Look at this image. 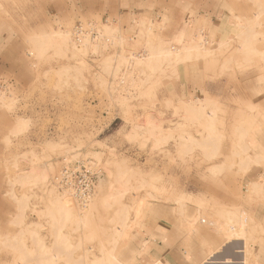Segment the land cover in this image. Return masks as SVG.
I'll use <instances>...</instances> for the list:
<instances>
[{"label": "rangeland", "instance_id": "374dc122", "mask_svg": "<svg viewBox=\"0 0 264 264\" xmlns=\"http://www.w3.org/2000/svg\"><path fill=\"white\" fill-rule=\"evenodd\" d=\"M0 205V264H154L168 211L264 264V0H0Z\"/></svg>", "mask_w": 264, "mask_h": 264}, {"label": "crops", "instance_id": "0c3cea01", "mask_svg": "<svg viewBox=\"0 0 264 264\" xmlns=\"http://www.w3.org/2000/svg\"><path fill=\"white\" fill-rule=\"evenodd\" d=\"M243 208L247 210L245 206L241 207ZM4 209L6 210L0 205V224H6L8 220ZM164 213L166 215L155 217L153 225L145 229L142 234V241L146 243L150 259L154 260V264H206L209 256L204 259L199 258L201 252L216 254L229 243L224 242L220 245V237L213 230H206L202 225L199 230H189V222L184 217H172L169 211ZM202 223L208 225L205 221ZM236 242L240 248H245V242L242 239ZM254 246V251L257 253V244ZM213 248L220 249L210 251ZM242 256L244 259L245 255ZM225 263L227 259L224 256L214 264Z\"/></svg>", "mask_w": 264, "mask_h": 264}, {"label": "built area", "instance_id": "2783aa9c", "mask_svg": "<svg viewBox=\"0 0 264 264\" xmlns=\"http://www.w3.org/2000/svg\"><path fill=\"white\" fill-rule=\"evenodd\" d=\"M78 30L82 34L83 29L79 27L76 31ZM100 173L89 160L63 158L51 185L59 192L68 194L70 200L83 209L94 197Z\"/></svg>", "mask_w": 264, "mask_h": 264}, {"label": "bare ground", "instance_id": "6f19581e", "mask_svg": "<svg viewBox=\"0 0 264 264\" xmlns=\"http://www.w3.org/2000/svg\"><path fill=\"white\" fill-rule=\"evenodd\" d=\"M76 32H77V33H76V35H75V36H76V39L79 41V38H78V37L81 35V33H80V31H79V30H78V31H76ZM94 194H95V193H94Z\"/></svg>", "mask_w": 264, "mask_h": 264}, {"label": "water", "instance_id": "95a60500", "mask_svg": "<svg viewBox=\"0 0 264 264\" xmlns=\"http://www.w3.org/2000/svg\"><path fill=\"white\" fill-rule=\"evenodd\" d=\"M212 263V262H211Z\"/></svg>", "mask_w": 264, "mask_h": 264}]
</instances>
